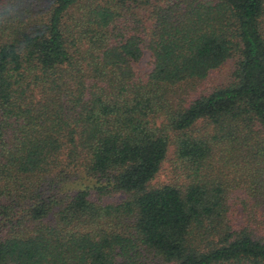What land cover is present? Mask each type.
I'll list each match as a JSON object with an SVG mask.
<instances>
[{
	"label": "trees",
	"instance_id": "trees-1",
	"mask_svg": "<svg viewBox=\"0 0 264 264\" xmlns=\"http://www.w3.org/2000/svg\"><path fill=\"white\" fill-rule=\"evenodd\" d=\"M0 264H264V0H0Z\"/></svg>",
	"mask_w": 264,
	"mask_h": 264
},
{
	"label": "rangeland",
	"instance_id": "rangeland-1",
	"mask_svg": "<svg viewBox=\"0 0 264 264\" xmlns=\"http://www.w3.org/2000/svg\"><path fill=\"white\" fill-rule=\"evenodd\" d=\"M153 66V58H152V54L150 51H148L147 49L144 50V56L142 58V60L135 65V70L141 74V75H145L146 73H148ZM235 66V62L230 61L227 66L225 67V69L222 71V73H219L218 75L214 76L212 78V82H214L216 85H220V84H226L229 81L230 75L234 69ZM169 164L166 163L164 165V168H168ZM164 171V170H163ZM163 171H161V173L159 174L157 180L158 182H166L167 181V176L166 173H164ZM118 199H121V197H118Z\"/></svg>",
	"mask_w": 264,
	"mask_h": 264
}]
</instances>
